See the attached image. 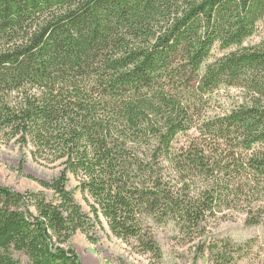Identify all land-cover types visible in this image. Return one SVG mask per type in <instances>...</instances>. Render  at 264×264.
Wrapping results in <instances>:
<instances>
[{
    "label": "trees",
    "instance_id": "obj_1",
    "mask_svg": "<svg viewBox=\"0 0 264 264\" xmlns=\"http://www.w3.org/2000/svg\"><path fill=\"white\" fill-rule=\"evenodd\" d=\"M261 32L264 0H0V139L58 170L52 198L0 185V264H80L70 239L104 221L157 261L152 224L259 223Z\"/></svg>",
    "mask_w": 264,
    "mask_h": 264
},
{
    "label": "rangeland",
    "instance_id": "obj_2",
    "mask_svg": "<svg viewBox=\"0 0 264 264\" xmlns=\"http://www.w3.org/2000/svg\"><path fill=\"white\" fill-rule=\"evenodd\" d=\"M263 36L264 32H261L248 43H256ZM217 98L228 106L229 101L223 94H218ZM6 141L0 139V185L23 195L29 192L45 193L52 198L53 191L44 188L40 181H51L58 172L57 168L37 163L29 151L15 140ZM76 184L73 179L70 185L74 188ZM75 198L85 206L80 191H76ZM225 213L223 219L203 224L195 231L191 241L172 223L150 225L162 250L161 261L138 253L134 247L137 244L131 238L116 236L107 221L101 227H96L95 242L78 231L70 239L69 245L79 256L80 264H223L212 259L209 245L215 244L212 241L225 240L233 254L232 262L225 264H264V208L260 211V222L256 224L247 222L242 211L226 210ZM17 257H21L24 264H29L28 258L21 252H15Z\"/></svg>",
    "mask_w": 264,
    "mask_h": 264
}]
</instances>
